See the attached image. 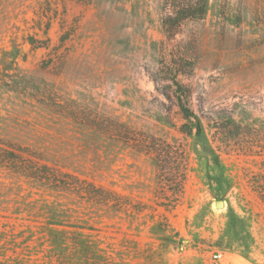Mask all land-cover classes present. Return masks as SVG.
Returning <instances> with one entry per match:
<instances>
[{
  "label": "rangeland",
  "instance_id": "rangeland-1",
  "mask_svg": "<svg viewBox=\"0 0 264 264\" xmlns=\"http://www.w3.org/2000/svg\"><path fill=\"white\" fill-rule=\"evenodd\" d=\"M133 10L0 0V59L20 44L0 60V264H264V0H209L170 35ZM178 90L200 135L179 130ZM94 115L181 142V191Z\"/></svg>",
  "mask_w": 264,
  "mask_h": 264
},
{
  "label": "trees",
  "instance_id": "trees-1",
  "mask_svg": "<svg viewBox=\"0 0 264 264\" xmlns=\"http://www.w3.org/2000/svg\"><path fill=\"white\" fill-rule=\"evenodd\" d=\"M134 5L133 19L136 21L135 24L140 25V21L146 17L147 14L150 17L151 10L153 14L157 16L159 25L163 33L170 35L176 30L178 25L186 19H201L203 18L208 10L209 0H132ZM49 23L47 24L44 33L45 35L49 29ZM147 29V28H146ZM46 38L45 41H48ZM29 43L32 47H47L44 41L29 36ZM20 44L15 41L12 42V50H4L1 61L4 67H9L10 64L16 65V58L20 52ZM11 57V59H7ZM6 69V68H4ZM178 87L180 84L177 83ZM176 105L180 111L181 117L185 122L179 127L180 132L190 134L193 129H196V135L201 134V123L194 113V111L189 108L183 101L179 90L177 91ZM74 122L83 124L76 115L71 114ZM88 120L89 123L84 125L91 126L94 130L99 131V134L106 137L110 141L120 142L126 147L130 148L136 153L148 155L153 161L155 167L157 168L158 176L160 179L166 182V184L173 191H181L183 188V182L186 177L187 170V153L184 145L176 140H168L162 136H158L151 132L137 130L132 128L130 125L114 118V117H100L91 116ZM2 140L0 139V143ZM5 149L0 146V151ZM212 152V151H211ZM9 155H15L13 152H8ZM3 155V154H2ZM7 156V155H6ZM9 157V156H7ZM209 160V157L206 156ZM212 160L216 161V166L221 170L223 167L219 162L218 156L215 154L211 157ZM39 175V174H38ZM40 177V176H37ZM48 178V176H45ZM51 178V177H50ZM57 181L56 178H52ZM91 190L89 193L95 197L98 202H103L108 204V198L105 196L110 193L106 191L103 187H96L91 185Z\"/></svg>",
  "mask_w": 264,
  "mask_h": 264
},
{
  "label": "built area",
  "instance_id": "built-area-1",
  "mask_svg": "<svg viewBox=\"0 0 264 264\" xmlns=\"http://www.w3.org/2000/svg\"><path fill=\"white\" fill-rule=\"evenodd\" d=\"M213 257H214V258H219V257H220V254H219V253L214 254Z\"/></svg>",
  "mask_w": 264,
  "mask_h": 264
},
{
  "label": "water",
  "instance_id": "water-1",
  "mask_svg": "<svg viewBox=\"0 0 264 264\" xmlns=\"http://www.w3.org/2000/svg\"><path fill=\"white\" fill-rule=\"evenodd\" d=\"M221 203H222V202H221V201H219V202H217L216 204L219 206Z\"/></svg>",
  "mask_w": 264,
  "mask_h": 264
},
{
  "label": "bare ground",
  "instance_id": "bare-ground-1",
  "mask_svg": "<svg viewBox=\"0 0 264 264\" xmlns=\"http://www.w3.org/2000/svg\"><path fill=\"white\" fill-rule=\"evenodd\" d=\"M220 206L223 207V206H224V202H222V203L220 204Z\"/></svg>",
  "mask_w": 264,
  "mask_h": 264
}]
</instances>
